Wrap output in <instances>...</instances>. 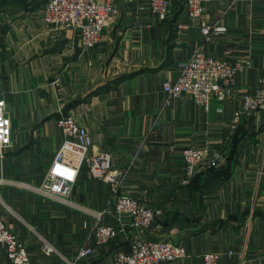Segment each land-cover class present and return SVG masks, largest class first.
<instances>
[{"label": "crops", "instance_id": "1", "mask_svg": "<svg viewBox=\"0 0 264 264\" xmlns=\"http://www.w3.org/2000/svg\"><path fill=\"white\" fill-rule=\"evenodd\" d=\"M46 1L0 0V96L13 130L12 145L0 157V214L32 259L56 258L44 252L45 242L64 255L93 244L98 220L120 225L110 185L85 164L69 196L72 204L36 191L65 138L58 119L73 113L93 137L89 153L108 152L124 173L121 191L155 209L144 236L186 247L187 256L175 264H204L208 251L223 254L219 264H264V114L244 118L234 130L229 126L242 96L264 79V0H208L196 20L182 0H171L164 20L145 2L114 0L117 12L89 51L74 29L43 22ZM204 25L211 26L209 39ZM199 46L244 64L232 97H212L208 110L190 93L170 98L163 90ZM238 128L245 134L231 176L204 190L202 181L192 188L183 149L208 147L221 155L204 161L195 174L218 167ZM135 234L127 225L96 247L93 262L113 264ZM0 264H12L1 243Z\"/></svg>", "mask_w": 264, "mask_h": 264}, {"label": "built area", "instance_id": "2", "mask_svg": "<svg viewBox=\"0 0 264 264\" xmlns=\"http://www.w3.org/2000/svg\"><path fill=\"white\" fill-rule=\"evenodd\" d=\"M145 2L153 16L166 19L171 12V0H128ZM208 0H182L190 19L203 16ZM238 0H229L230 4ZM117 12L114 0H47L42 13L43 22L50 27H70L80 37L81 47L89 51L101 41L102 32ZM211 26L204 25L202 31L207 39ZM220 30V28H217ZM244 64L241 61L230 62L207 54L199 46L185 62L176 80H166L163 90L170 98L190 93L194 101L205 110L209 109L212 97L224 102L232 97L239 71ZM221 111V108L219 109ZM264 114V79L257 87L245 93L230 120V128L236 129L244 118ZM58 125L64 134V141L58 150L49 170L36 191L50 199L71 203L69 196L78 177L81 165H87L89 172L110 185L115 214L120 225L102 224L99 220L94 225L92 235L94 243L80 247L74 255L62 254L54 245L45 242L44 252L56 256L51 261L40 262L32 259L26 243L5 222L0 214V243L5 246L6 255L12 264H95L93 257L97 246H103L116 238L129 225L137 229V234L130 238L128 250L118 251L113 264H175L187 256L186 247L171 240H151L145 232L156 219L155 209L147 206L138 198L121 191L124 173L112 165L111 155L106 151L89 153L93 146V137L89 129L73 113L62 114ZM12 120L8 112L7 100L0 96V157L12 145ZM68 156L76 157L69 161ZM185 171L192 177L200 165L212 156L214 161L220 154L212 155L208 147H187L182 151ZM98 219L102 213H96ZM229 253H232L230 251ZM221 252L208 251L203 254L204 264H219Z\"/></svg>", "mask_w": 264, "mask_h": 264}, {"label": "trees", "instance_id": "3", "mask_svg": "<svg viewBox=\"0 0 264 264\" xmlns=\"http://www.w3.org/2000/svg\"><path fill=\"white\" fill-rule=\"evenodd\" d=\"M242 130V128H238L236 130V133L232 139V144L230 145V153H228L225 163L219 165L218 167H208L205 171L193 175L190 180V185L192 186V188L194 187V185L202 181L204 185H201L200 189L204 190L203 188H205L208 183L218 180L225 181L231 176L233 167L236 163V157L238 156L240 143L239 141H241L242 137H244L245 134Z\"/></svg>", "mask_w": 264, "mask_h": 264}, {"label": "rangeland", "instance_id": "4", "mask_svg": "<svg viewBox=\"0 0 264 264\" xmlns=\"http://www.w3.org/2000/svg\"><path fill=\"white\" fill-rule=\"evenodd\" d=\"M29 184V183H28ZM31 185V184H30ZM32 188V186H30V189ZM78 213V212H77ZM78 221H80L79 219H77ZM80 222L78 223V226H79ZM44 238H46L47 240H50L53 241L54 237H51V236H48V235H45Z\"/></svg>", "mask_w": 264, "mask_h": 264}]
</instances>
